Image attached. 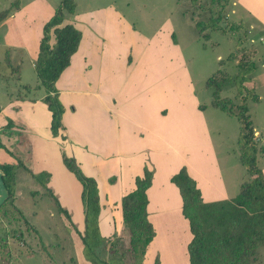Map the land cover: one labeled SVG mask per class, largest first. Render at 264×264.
Instances as JSON below:
<instances>
[{
  "label": "rangeland",
  "instance_id": "obj_1",
  "mask_svg": "<svg viewBox=\"0 0 264 264\" xmlns=\"http://www.w3.org/2000/svg\"><path fill=\"white\" fill-rule=\"evenodd\" d=\"M59 3L60 0H0V11L8 8V13L11 14L17 10L21 19L34 20L31 28H20L25 48L10 43H6L9 46L4 47V43L9 41L5 40L3 26H0L1 106L9 100L22 101L44 91L31 64L34 62L32 57L38 42L35 32L38 31L40 36L39 22L42 23L49 17ZM13 4H18L19 8H13ZM97 6L113 7L122 19L117 21V17L113 18L108 11L91 23L92 27L95 24L110 37L108 48L119 47L117 50L125 58L128 53L130 56L138 53L137 66L141 65L142 69H146L144 66L147 65L159 69L165 67L166 54H173L175 51L179 60L173 58L172 64L176 71L181 69L178 65H182L189 77L191 88L190 92H185V96L192 102L182 110L183 117L186 119L187 113L197 108L204 122V130H193V123L192 126L183 124L181 128L184 135L178 134L176 139L171 141L176 146L162 148L154 154L155 162L152 166L155 170V183L146 193V197L150 200L155 193L158 207L165 212L153 220L155 237L148 243L141 258L142 264H151L155 256L160 264H189L186 253L187 226L179 210L180 194L177 187L168 180V176L176 172L181 165L185 169L189 165L190 170L196 174L199 185L197 181L196 184L203 200L213 199L214 194L218 192L225 193L223 198L232 197L239 190L240 182L249 177L245 166L239 160L237 139L240 121L234 113H238L241 105H244L243 111L250 116L252 124L264 130V82L260 81L264 79V35L256 26L250 25L253 19L238 0H74L75 11L81 12ZM70 15L71 13H65L66 17ZM63 21L64 19L61 24ZM126 25L141 36L136 33L131 35L128 28L125 30ZM15 28L19 27L16 25ZM246 29H250V33ZM115 34L125 38L118 41L114 37ZM133 35L142 39V42L139 46L133 42L129 51L126 47L132 42ZM52 38L50 31V44ZM239 60L252 61V67L244 74L245 80H238L237 87L234 74L242 71L241 67L237 66ZM125 62L127 64L129 61L125 59ZM222 74L227 78L220 81L219 86H215L212 81L206 84L209 76L220 77ZM175 75L178 76L177 73ZM251 78L256 80V86L259 85L257 88L253 82H249ZM36 81L38 86L33 87ZM22 83H26V86ZM163 87L161 91H170V84H163ZM213 90H217L218 97L226 103L232 101L230 108L232 107L233 113H227L210 104ZM162 93H159L160 97ZM18 95L20 97L14 99ZM173 99L175 103L181 100L177 93H174ZM199 105H202L201 108H198ZM172 112L170 109V118ZM188 117L192 122H199V116L193 110ZM201 125L200 121L196 126ZM253 137L257 143L263 142ZM262 162L264 157L258 160L257 164L262 165ZM48 175L45 170L37 171L34 181L44 182ZM203 184L210 193L208 195L212 197L203 194ZM36 188L40 190V186L36 185ZM41 188L43 189L42 186ZM16 206H20L25 213L30 210L37 212L34 219L38 222V230L30 226V219L26 221L20 217L15 211ZM63 208L49 187L45 193L38 191L24 195L21 191L13 202L12 198L2 202L0 264H88L89 261L82 253L80 236L78 235V240H72L68 235L69 228L65 227ZM78 213L76 209L65 212L68 224L73 228L79 225L78 231H82L83 226L75 220ZM157 219L169 226H164L163 222ZM99 234L102 237L97 249L99 257L109 258L114 253L125 263L131 262L132 257L128 250L129 234L126 228L122 226L118 232L111 234L109 239V235ZM108 241H111L112 245L109 246ZM248 264H264V243L258 245L255 260Z\"/></svg>",
  "mask_w": 264,
  "mask_h": 264
},
{
  "label": "crops",
  "instance_id": "obj_2",
  "mask_svg": "<svg viewBox=\"0 0 264 264\" xmlns=\"http://www.w3.org/2000/svg\"><path fill=\"white\" fill-rule=\"evenodd\" d=\"M238 1L251 15L253 22L250 25L256 26L257 30L264 35V0ZM108 11L113 18L117 17V21H122L119 13L110 6L107 8L97 6L81 12L73 9L69 17L63 18L62 24L72 23L80 30V38L75 51L70 55L69 63L54 81L57 97L63 106L60 116L61 128L58 129L57 134L52 135L50 131V111L41 99L45 94V89L39 95L22 99V101L9 100L2 106L0 104V164H15L13 189L8 199L12 198L13 202L21 191L24 195L38 191L45 193L49 187L51 193L64 207L65 212L73 209L79 211L75 220L84 227L80 200L81 184L62 162V152L72 156L81 171L93 177L96 182L99 203L98 232L110 237L123 226L120 198L135 187L134 178L136 175H142L143 166L146 165L152 169L151 183L146 188L147 193L155 183V170L152 166L155 162L154 154L162 148L176 146L171 141L176 139L178 134L184 135L181 128L183 124L192 126L191 123H193V130L203 131L204 122L197 108L191 109L186 119L183 117L182 110L192 102L189 97L185 96V92H190L191 86L182 65L179 64L181 69L176 71L172 64L173 58L179 60L177 52L166 54V65L161 69L151 65L144 66L146 69H142L141 65L137 66L139 64L137 62L138 53L133 56L128 53L126 58L123 57L117 50L119 47L108 48L107 43L110 37L104 34L101 28L95 24L92 27L91 23L97 21ZM33 21L21 19L17 10L11 14L8 13L0 20L4 38L9 41L3 46H9L6 43H10V45L25 48V40L20 28L23 26L31 28ZM39 23L42 26L41 21ZM16 25L18 29L15 28ZM124 28L125 30L128 28L131 35L136 33L128 25ZM246 31L250 33V29ZM38 36L37 31L35 38H39ZM114 37L118 41L125 38L117 34ZM139 37L137 39L133 35L132 42L126 47L129 51L133 42L140 45L142 39ZM36 50L33 59H35ZM125 59L129 61L127 64ZM31 64L33 66V63ZM260 81L264 82V79ZM249 82H253L256 88L259 86H256V80L253 78L249 79ZM163 84H170L169 92L161 91L164 89ZM161 92L163 93L160 97ZM174 93L179 95L180 102H174ZM16 97L20 96H15L14 99ZM170 109L173 110L172 118L169 117ZM192 110L198 114L199 122L202 123L201 127L196 126L199 122H192L188 117ZM24 121L26 123L22 124ZM252 125L254 136L264 141V130L258 128L256 124ZM263 157L264 155L259 153L257 161ZM262 163L259 166L264 176V162ZM40 170H45L49 175L48 178H44V182L39 183L34 181V177L35 173ZM186 170L191 177L196 179L192 177L195 184L196 181L198 183L196 174L190 170L189 165L186 166ZM169 178L170 176H168L170 181ZM36 185L40 186V190L36 188ZM202 186L203 194L212 197L208 195L210 193L206 191V186L204 184ZM218 193H215V197L210 200L225 197L224 192ZM155 196L154 193L152 199L149 200L147 197L146 201V216L154 231L151 240L155 237L153 220L157 215L165 212L164 209L158 207ZM204 201L208 200L204 199ZM16 209L20 217L22 216L26 221L30 219V226L38 230V222L34 219L37 217L36 211L30 210L29 214L25 213L20 206H16ZM179 210L182 214L181 196ZM65 212L62 214L66 222L65 227L69 228L68 235L72 240H78L79 225L73 228L71 224H68ZM184 219L188 242L191 232L187 219L185 217ZM163 225L169 226L164 222Z\"/></svg>",
  "mask_w": 264,
  "mask_h": 264
},
{
  "label": "trees",
  "instance_id": "obj_3",
  "mask_svg": "<svg viewBox=\"0 0 264 264\" xmlns=\"http://www.w3.org/2000/svg\"><path fill=\"white\" fill-rule=\"evenodd\" d=\"M13 8L18 9L19 5L13 4ZM73 9L74 0H60L42 23L33 62L39 84L45 89L41 99L50 111L49 127L52 135L57 134L61 128L60 116L63 111L54 81L69 63L70 55L75 51L80 38V30L74 25L61 24L65 13H70ZM8 12V8L2 9L0 20ZM50 31L53 34L51 44L48 41ZM251 64L252 61L246 60L237 62V66L242 70L234 74L237 87L238 80H245L243 76L251 69ZM226 78L224 74L220 77L211 75L206 79V84L212 81L215 86H219V82ZM37 86L38 83L33 87ZM231 103V100L226 103L220 99L217 90L212 91L210 104L227 113H233ZM201 106L199 105V108ZM244 109L245 106L241 105L238 113L234 114L240 121L237 139L239 160L245 166L249 177L240 182L236 194L229 198L204 201L194 179L188 175L183 165L170 175V181L177 186L181 196V212L187 219L191 232L186 244L189 264H248L255 260L258 245L264 243V176L257 164V154L264 153V141H255L251 118L244 113ZM62 162L81 184L80 200L84 227L82 231L77 232L83 244L84 258L91 264H128L114 253L109 258L97 255L102 237L97 227L99 203L96 182L93 177L81 171L72 156L62 152ZM0 168L3 170L2 179L8 191V198L13 189L15 164L1 163ZM151 177L152 169L144 165L142 175H136L134 178L135 187L120 198L122 223L129 234L128 250L132 257L129 264H142L141 258L154 235L152 224L146 216V188L151 183ZM107 243L112 245L111 241ZM151 264H160L157 256Z\"/></svg>",
  "mask_w": 264,
  "mask_h": 264
},
{
  "label": "water",
  "instance_id": "obj_4",
  "mask_svg": "<svg viewBox=\"0 0 264 264\" xmlns=\"http://www.w3.org/2000/svg\"><path fill=\"white\" fill-rule=\"evenodd\" d=\"M2 175H3V170L0 168V204L5 200L8 194V191L2 179Z\"/></svg>",
  "mask_w": 264,
  "mask_h": 264
}]
</instances>
